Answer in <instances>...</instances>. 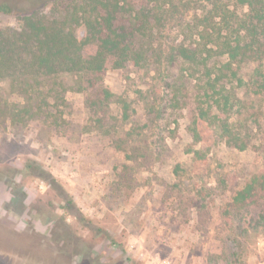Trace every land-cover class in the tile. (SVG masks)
<instances>
[{"label": "rangeland", "instance_id": "rangeland-1", "mask_svg": "<svg viewBox=\"0 0 264 264\" xmlns=\"http://www.w3.org/2000/svg\"><path fill=\"white\" fill-rule=\"evenodd\" d=\"M7 26L17 19L0 13ZM172 78L109 70L115 98L102 122L69 91L61 112L0 132V264H264V226L249 228L264 213V95L240 90L237 140L201 121L198 142L209 98L197 72ZM29 160L57 182L27 174ZM252 180L258 202L235 208Z\"/></svg>", "mask_w": 264, "mask_h": 264}, {"label": "trees", "instance_id": "trees-1", "mask_svg": "<svg viewBox=\"0 0 264 264\" xmlns=\"http://www.w3.org/2000/svg\"><path fill=\"white\" fill-rule=\"evenodd\" d=\"M0 13L18 21L0 27V132L61 112L69 91L83 93L102 122L115 98L105 75L128 65L166 71L173 82L198 73L209 98L194 120L198 142L201 121L219 138L237 140L231 118L240 90L253 87L264 95V0H0ZM26 168L57 182L37 160ZM258 192L254 180L246 183L233 205H254ZM260 215L251 217L249 228L264 226Z\"/></svg>", "mask_w": 264, "mask_h": 264}]
</instances>
